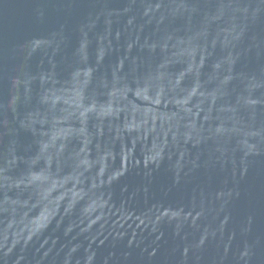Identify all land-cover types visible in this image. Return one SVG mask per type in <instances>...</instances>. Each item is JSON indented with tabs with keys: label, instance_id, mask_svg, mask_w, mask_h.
<instances>
[{
	"label": "water",
	"instance_id": "95a60500",
	"mask_svg": "<svg viewBox=\"0 0 264 264\" xmlns=\"http://www.w3.org/2000/svg\"><path fill=\"white\" fill-rule=\"evenodd\" d=\"M0 264H264V0H0Z\"/></svg>",
	"mask_w": 264,
	"mask_h": 264
}]
</instances>
